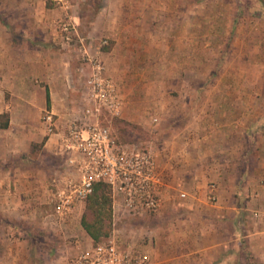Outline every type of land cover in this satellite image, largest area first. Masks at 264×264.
<instances>
[{"label": "rangeland", "instance_id": "rangeland-1", "mask_svg": "<svg viewBox=\"0 0 264 264\" xmlns=\"http://www.w3.org/2000/svg\"><path fill=\"white\" fill-rule=\"evenodd\" d=\"M42 1L51 9L55 28L63 12L54 0ZM70 1L68 14L76 28L73 47L51 44L69 55L72 68L78 63L82 69L72 72L68 113L57 130L82 115L87 104L84 83L92 60L97 61L117 84L120 96L119 114L103 111L101 122L117 142L150 150L163 180L159 210L133 217L112 208L107 238L148 253V264H204L207 257L199 253L194 262H182L185 249L177 251L172 245L193 243L196 238L189 230L201 224L189 212L198 202L207 209L215 201L209 200L213 182L200 198L198 182L205 180L206 162L228 156L239 162L242 174L252 169L256 158L264 159V0ZM43 2L36 1L37 11ZM18 13L17 7L10 15ZM82 44L89 56H81L77 48ZM97 48L112 53L103 58L91 54ZM7 58L11 62L14 56ZM4 73L9 72H1L0 80ZM11 81L0 85V125L19 116H14L19 104L10 101ZM18 122L13 120V125ZM31 127L39 138L32 143L27 135L17 140L0 128V264H64L93 242L81 225L85 203L66 222L51 215L49 196L69 168L58 148L44 147L50 137L45 129ZM15 145L19 151L12 149ZM195 167L198 176L192 183L187 171ZM30 179H36L35 189ZM32 194L40 199L29 201ZM13 195L22 196L15 211ZM249 201L251 212L250 195L240 196L246 206ZM250 212L242 216L238 242L224 235L226 245L220 255L211 254L212 264H262L248 249L246 236L255 222ZM150 239L154 246L157 243L152 250L147 248ZM177 254L182 258L172 263Z\"/></svg>", "mask_w": 264, "mask_h": 264}, {"label": "crops", "instance_id": "crops-1", "mask_svg": "<svg viewBox=\"0 0 264 264\" xmlns=\"http://www.w3.org/2000/svg\"><path fill=\"white\" fill-rule=\"evenodd\" d=\"M11 1L12 4L14 3L13 8H11V3L6 5L3 0H0V75L1 72H9L2 75L3 80H0V85L7 86L5 81L12 80L10 101L19 104L18 110L14 113V116L15 114L19 115L17 117L19 125H13V120H17L16 117H13L3 131L11 132L15 137L14 139L17 140L20 139L21 135H27L32 143L38 141L39 138H34L37 134L32 132L31 126H37L39 129L44 128L40 120V113L47 110L46 93L48 92L50 97L49 110L59 115L58 118H55L57 125H60L61 122L59 121L68 113L66 111L69 107L67 97L70 93L69 81L72 72L74 70V73H77L78 69H82V64L80 67L78 63H75V71V67L72 68L71 66L69 55L51 44V41L57 43L54 40L53 18L50 15L51 9H48L42 0L43 6L40 7L39 11H37L35 4L37 0ZM17 2L20 4L17 5ZM17 7L21 13H18V16L10 15L11 10L13 9L14 12ZM3 13L5 14L2 15ZM88 49L90 50V48ZM91 51V54L94 53L96 56L101 54L99 56L101 58H103L102 54L112 53L111 50L104 53L100 48ZM80 54L82 56V53ZM10 55L14 56L11 62L7 58ZM29 116L32 117L33 121L27 120L30 118ZM181 128L180 131L183 136H187L185 128ZM56 136L59 137L57 134ZM51 140H54L53 144L52 142L49 143ZM57 143L58 138L52 139L50 136L44 142V147L50 145L56 149ZM257 148L258 151L261 149L260 144H257ZM12 149L20 150L17 145ZM226 158L227 160L220 159L203 163L206 166V173L203 175L205 180L198 182L200 198L201 200L204 199L202 195L207 191L209 186L207 183L213 182L211 186H213L212 192L215 201L213 205L208 207L209 210H207L208 208H200L198 205L201 204L198 202L189 212L194 219L200 218L195 220L199 221L202 227L199 225L192 226L189 230L199 240L195 239L193 243L190 240H185L186 242L177 241L172 245V248L177 251L182 252V249L183 251L185 249V257L182 261L184 263L194 262L193 256L199 253L198 255L207 257L203 261L204 264H212L214 260L212 261L211 254L220 255L224 245H226L224 235L234 236L231 240L235 243L238 242L240 233L238 227L242 222L243 214H249L250 211L248 210L251 206L250 201L248 206L240 202V196L246 193L251 197L253 209L250 213L255 221L248 229L249 234L246 236L248 237V249L258 263L264 264V159L256 158L253 161L252 169L241 174L240 169H238L239 162L237 163L234 158L228 156ZM198 169L195 167V169L187 171V176L192 183L196 182ZM13 181L17 183L19 178ZM35 181L36 179L29 181L31 190L32 188L35 189ZM20 197L22 196L13 195V201L16 202L13 211L20 204ZM39 199L40 197L35 194L28 198L29 201L32 200L33 202ZM150 244L147 243V248L151 250L157 246V243L155 246L153 245L151 239ZM181 258L180 254L173 256L172 263H179Z\"/></svg>", "mask_w": 264, "mask_h": 264}, {"label": "built area", "instance_id": "built-area-1", "mask_svg": "<svg viewBox=\"0 0 264 264\" xmlns=\"http://www.w3.org/2000/svg\"><path fill=\"white\" fill-rule=\"evenodd\" d=\"M63 13L56 22L54 36L65 48L73 47L75 24L68 14L70 0H54ZM82 57L89 56L86 47L77 48ZM92 71L84 83L87 104L82 115L57 130L55 115L45 110L40 120L46 134L58 135V152L64 158L67 175L55 183L50 194L51 215L59 222L71 220L93 192V184L110 186L112 208L133 217H141L159 210L161 172L152 152L135 145L117 142L107 125L101 122L103 111L119 114L120 96L117 84L103 71V66L92 60ZM209 189V200L215 197ZM182 197L186 193H181ZM148 253L130 249L111 236L91 243L68 258L64 264H148Z\"/></svg>", "mask_w": 264, "mask_h": 264}, {"label": "trees", "instance_id": "trees-1", "mask_svg": "<svg viewBox=\"0 0 264 264\" xmlns=\"http://www.w3.org/2000/svg\"><path fill=\"white\" fill-rule=\"evenodd\" d=\"M47 106L50 104L49 94L46 93ZM8 122L0 125L7 128ZM112 199L110 186L103 182L93 184V192L85 201V212L81 218V225L93 243L101 242L110 234L112 221Z\"/></svg>", "mask_w": 264, "mask_h": 264}]
</instances>
